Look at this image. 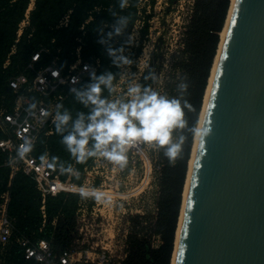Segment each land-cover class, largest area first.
I'll use <instances>...</instances> for the list:
<instances>
[{
    "label": "trees",
    "instance_id": "1",
    "mask_svg": "<svg viewBox=\"0 0 264 264\" xmlns=\"http://www.w3.org/2000/svg\"><path fill=\"white\" fill-rule=\"evenodd\" d=\"M230 2L231 0H195L192 15L181 33V47L177 52L173 69L178 73L176 78L178 84L182 78H187L190 87L185 98L191 105V110L185 109L188 128L183 133L176 134L177 137L181 134L185 137L182 152L174 163H170L165 156L160 162L156 213L151 224V236L156 237L158 243L152 245L149 241L145 227L140 225L141 217L133 219L126 236L122 264H170L172 243L174 248V231L177 229L179 205L181 206L182 189L187 173L186 163L190 159L193 144L192 130L196 131L195 126L197 127V118L199 119L203 102L202 96L208 84L209 71L216 56L215 52L217 53L218 40L220 42V33L225 25L224 20ZM136 3L137 0H129V6L121 10L118 0H0V110L7 112L12 107L13 96L7 87L10 78L23 74L27 79H31L34 70L52 60L58 68L65 70L74 62L76 54L81 61L97 59L98 67L95 70L97 76L111 72L117 77L118 67L113 64L107 49L109 46L114 50L127 48V34L136 19ZM30 5L31 8L28 10ZM112 11L117 15L113 16ZM128 14H131L132 22L122 35H113L108 44L98 43L102 38V34L97 31L99 27H103V38H107L117 18ZM22 22L25 25L19 27ZM146 33L144 23L132 51L133 58L140 54ZM34 53H37V60L32 64L33 71H30L26 69V65ZM91 82L90 75L84 78L76 89H83ZM147 84L142 74L140 85L147 87ZM174 93L179 95L177 87ZM109 95L106 89L102 92L104 98H108ZM60 105L62 107L58 108V111L62 113L67 110L73 120L77 118L78 113L87 116L91 108L80 103L74 93L68 94ZM71 127L70 121L63 134H58L54 123L52 134L48 137L40 136L31 154L41 159L44 153H47L52 165L61 169L73 167V170L79 173V179H74V182L79 183L82 168L89 165L92 158L84 164H78L62 143L63 135H66ZM160 155L162 151H159ZM4 160L5 155L0 152V192L8 194L7 215L13 219L15 231L17 234L32 233L37 239L48 240L51 228L45 225L41 231L38 230L37 194L30 182L20 175L14 176L7 186L8 169L3 166ZM62 176L64 177V172ZM74 199L75 196L68 195L64 200L59 196L54 199L47 198L45 201V216L48 219L56 216L60 231L64 229L65 223L68 229L71 228L75 209ZM54 242L58 245L57 236L54 237ZM4 264L34 263L22 260L21 252L12 248L5 257Z\"/></svg>",
    "mask_w": 264,
    "mask_h": 264
},
{
    "label": "built area",
    "instance_id": "2",
    "mask_svg": "<svg viewBox=\"0 0 264 264\" xmlns=\"http://www.w3.org/2000/svg\"><path fill=\"white\" fill-rule=\"evenodd\" d=\"M194 3L195 0H137L136 19L127 40L129 36L138 38L144 23L147 29L145 37L149 36L154 29L151 28L152 20L168 9L176 19L182 18L186 26ZM131 52L124 49L123 55L129 59ZM140 55L132 57L135 65L118 67L119 73L114 81L117 91L107 99L124 96L130 82L140 84L142 73L136 66ZM36 60L37 53H34L26 69L33 71L32 64ZM85 66H89L88 71L84 70ZM97 67V59L81 61L76 54L74 62L65 70L58 68L52 60L34 70L31 79L19 74L7 82L13 103L9 111L0 110V152L5 155L3 166L8 169L7 186L16 175L26 178L38 197V230L41 231L45 225L51 230L48 240L37 239L32 233L17 234L13 219L7 215L8 194L0 192V264H4L12 248L21 252L22 260L34 264H122L126 236L131 221L142 214V199L152 191L157 199L161 164L159 150L150 146L139 145L130 149L128 164L122 170L102 157H93L90 164L82 168L79 183L74 182L76 177L70 173L64 172L63 177L62 169L49 162L47 153L41 159L35 158L32 150L23 159L16 155L24 138L30 139L34 147L40 136L52 134L57 106L68 94H73L70 90L77 88ZM53 71H59L58 78L52 76ZM73 78L78 82L74 84ZM32 104L35 108L30 110ZM42 110L49 115L42 116ZM81 186L99 189L111 203L97 202L92 197L82 198L79 194ZM68 195L75 196L71 228L68 229L65 223L60 231L56 216L46 218L44 205L47 198L61 196L64 200ZM152 207L156 211V201ZM55 236L59 239L58 245L54 242Z\"/></svg>",
    "mask_w": 264,
    "mask_h": 264
},
{
    "label": "water",
    "instance_id": "3",
    "mask_svg": "<svg viewBox=\"0 0 264 264\" xmlns=\"http://www.w3.org/2000/svg\"><path fill=\"white\" fill-rule=\"evenodd\" d=\"M205 126L211 135L198 137L174 264H264V0H234Z\"/></svg>",
    "mask_w": 264,
    "mask_h": 264
},
{
    "label": "clouds",
    "instance_id": "4",
    "mask_svg": "<svg viewBox=\"0 0 264 264\" xmlns=\"http://www.w3.org/2000/svg\"><path fill=\"white\" fill-rule=\"evenodd\" d=\"M118 6L124 10L129 6V0H118ZM111 14L117 15L115 11ZM131 22V14L119 16L107 38H103V27H99L97 31L102 34V38L98 43L108 44L113 35H122ZM133 39V36H129L127 43L131 45ZM107 51L117 67L132 63L123 55V48L114 50L109 46ZM88 69L89 66H85L84 70ZM59 75V71L52 72L54 78H58ZM145 79L155 80V73H150ZM115 80L116 77L111 72L97 76L93 70L91 83L83 89L70 90L85 107L91 106L88 115L78 113L77 118L73 120L67 110L62 113L56 112L54 122L58 134H63L66 126L72 122L71 130L63 135L62 143L66 145L76 163L84 164L89 158L102 157L122 170L128 164L129 150L139 145L150 146L155 150L164 149V156L170 163H174L181 155L185 140L182 134L177 137L175 133H183L188 128L185 109L191 110V105L185 98L190 87L187 78H182L177 85L178 96L169 97L133 81L128 84L124 96L117 99L104 98L102 92L105 89L110 95L116 93ZM72 82L75 84L78 81L73 78ZM33 108L35 104L30 106V110ZM41 115L48 116L49 113L42 110ZM192 132L194 135L198 134L201 139L211 135V129L206 126L200 129L199 133H196L195 129ZM32 147L31 140L24 138L16 155L21 159L26 158ZM63 172L79 179V173L71 167L62 169ZM79 194L82 198L92 197L97 202L111 203L104 193L96 188L81 186Z\"/></svg>",
    "mask_w": 264,
    "mask_h": 264
},
{
    "label": "rangeland",
    "instance_id": "5",
    "mask_svg": "<svg viewBox=\"0 0 264 264\" xmlns=\"http://www.w3.org/2000/svg\"><path fill=\"white\" fill-rule=\"evenodd\" d=\"M171 13L172 11L168 9L167 12L164 11L162 15L160 14L156 19L152 20L151 28L154 29L152 30V33L145 37L142 41L140 50L141 55L139 60L136 62V66H139V71L144 74L145 77L149 76L150 73H155V80L145 79L148 83L147 87H151L161 94L169 97L177 96L174 92H176V87L178 85L176 82L178 73L173 69V65L177 59V52L181 47V33L185 27L183 19H176V17H173ZM24 25L25 23L22 22L19 27H23ZM137 39L138 38L136 36L133 39L131 46H127L126 49L133 51L135 41ZM145 49L146 56L144 57ZM131 55L132 52L130 53V60L132 59ZM132 63L135 65L134 62ZM176 134L177 133H175V135ZM159 151H162V155L159 156L158 154V160L161 162L162 157L164 156V149H159ZM155 199L156 195L154 197V191L142 199V214L140 216V225L145 227L146 235L152 245H156L158 243L157 238L151 236V224L156 213L152 207V203L154 204V202L157 201V199ZM116 251L119 252L118 247H116Z\"/></svg>",
    "mask_w": 264,
    "mask_h": 264
},
{
    "label": "bare ground",
    "instance_id": "6",
    "mask_svg": "<svg viewBox=\"0 0 264 264\" xmlns=\"http://www.w3.org/2000/svg\"><path fill=\"white\" fill-rule=\"evenodd\" d=\"M233 3H234V0H231L230 6L228 9V13H227V17L225 20V25L223 27V30L220 33V42L218 43L219 45H218L217 53H216V56H215V59H214V62H213V65H212V68L210 71V77L208 79V84H207V87L205 90V94L203 96V102H202L201 112H200L199 119H198V124L196 127V133H199V131H200V127H201V123H202V119H203V115H204V111H205V107H206V103H207V99H208V95L210 92L211 83H212V79H213V75H214V70L216 67L218 55H219L221 44H222V41H223V38L225 35V31H226L228 19H229V16H230V13H231V10L233 7ZM198 137H199L198 134L194 135V137H193V144H192V149H191V153H190V159L187 163V173H186L185 184H184L183 193H182V201H181V206H180V211H179L177 229H176L175 238H174V248H173V253H172L170 264H174V258H175L177 243H178V237H179V232H180L182 215H183V210H184V205H185V200H186V194H187L189 179H190V175H191L192 165H193V161H194V155H195V151H196Z\"/></svg>",
    "mask_w": 264,
    "mask_h": 264
},
{
    "label": "crops",
    "instance_id": "7",
    "mask_svg": "<svg viewBox=\"0 0 264 264\" xmlns=\"http://www.w3.org/2000/svg\"><path fill=\"white\" fill-rule=\"evenodd\" d=\"M30 7H31V5H30ZM30 7H28V9H29Z\"/></svg>",
    "mask_w": 264,
    "mask_h": 264
}]
</instances>
